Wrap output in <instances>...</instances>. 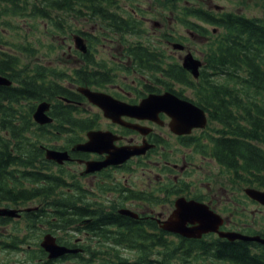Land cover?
<instances>
[{"label":"trees","instance_id":"16d2710c","mask_svg":"<svg viewBox=\"0 0 264 264\" xmlns=\"http://www.w3.org/2000/svg\"><path fill=\"white\" fill-rule=\"evenodd\" d=\"M153 2L181 10L185 25L213 36L198 79L192 78L179 63L163 62L161 68L171 67L166 75L195 87L194 100L208 110L211 119L220 122L221 128L209 134L206 143L212 155L236 180L264 187V17L216 11L203 4L189 5V0ZM117 7L118 0H0V16L26 12L58 25L55 16L60 17L63 12L97 19L104 35L110 30L136 32L138 22L131 16L118 14ZM198 19L215 25L217 31L197 23ZM22 46L30 50L27 45ZM15 49L19 51L18 47L12 50L0 47V73L13 80L11 85H0V204L38 200V207L25 211L30 231L34 227L42 229V223L47 222L52 232L65 231L70 235L69 229L78 230V223L92 217L87 227L104 242L66 257L81 261L101 257L99 264H264V244L260 242L210 236L204 242L189 240L186 245L176 244L167 231L163 230L160 237L158 226L150 219L111 213L102 202L88 196L79 178L67 172H62L63 176L48 173L46 169L52 161L46 158L43 146L52 144L53 139H62L65 131L73 133L63 136L65 146L70 145L81 139L80 132L73 130L75 127L92 126L90 118L77 117L79 93L66 86L62 77L105 86L110 82L109 69L89 51L82 53L85 64L68 75L65 68L56 65H30ZM132 53L146 65L154 51L141 45ZM215 76L224 79L217 80ZM44 98L53 101L51 114L55 121L38 124L32 113L37 102ZM58 239L68 244L72 241L61 235ZM120 246L136 247L139 256L133 259L123 256ZM109 249L115 252L104 257L110 254Z\"/></svg>","mask_w":264,"mask_h":264},{"label":"rangeland","instance_id":"374dc122","mask_svg":"<svg viewBox=\"0 0 264 264\" xmlns=\"http://www.w3.org/2000/svg\"><path fill=\"white\" fill-rule=\"evenodd\" d=\"M162 3V2H161ZM159 2H153V0H118L117 13L124 16L138 17L142 19L141 26H144L141 34H134L133 32L128 33H113L110 30V33L104 35L100 29V23L97 19L85 16H72L71 14H62L55 16L58 21L57 24H52L51 20H46L42 17L33 18L28 13H18V14H5L0 16V47L6 48L9 50L18 47L19 51L16 50L30 65L35 63H45L47 65H56L60 68H65L67 74H73L74 68L81 66L84 62L82 54L76 46L74 35L79 33L78 29L85 31L82 36L84 41L89 45V50L94 53L95 58L104 62L107 66L110 67V71L113 74L112 84L105 85L104 87H99L107 92H110V87L113 86H122V85H135L134 80L137 78L138 85L143 81L139 80L140 77L143 79H148L149 77L143 76L140 72L133 66H130V58L127 53H124L122 47L123 43L136 40H148L150 42H158L161 44L162 48L167 49L168 52L175 54H184L185 50H179L172 47L167 40H180L183 35L187 39L190 37V32L188 27L182 22L184 14L181 10L177 8H168L167 4ZM189 5L192 4H203L205 7L212 8L214 10H232L245 13L250 16H261L264 15V0H189ZM55 13V12H54ZM192 17V16H190ZM63 18V19H61ZM137 18V19H138ZM194 18V17H192ZM156 20V21H155ZM160 22V23H154ZM199 23H202L208 28H212L213 25L204 22L198 19ZM159 24V25H158ZM102 27V26H101ZM77 30V31H76ZM91 35V37L86 34ZM80 34V33H79ZM179 34L180 38H174L173 35ZM172 35V36H171ZM201 36L193 39L191 44L195 48V54L199 58H203L204 52L209 47V39H202ZM213 36L210 37V41ZM27 45L30 47V50H24V46ZM14 46V47H12ZM130 66V68H128ZM215 79L222 80L223 76H215ZM66 86L71 87L72 89L76 88L74 85L75 81L69 76L62 77L61 79ZM176 87L184 90L185 94L189 97L194 98L196 95L195 87L185 85H175ZM184 87V89H183ZM82 100V99H81ZM77 110L80 116H93V119H96L94 116L102 114L99 108L89 102L87 99L81 102ZM77 112V113H78ZM98 113V114H97ZM97 114V115H96ZM109 126V122L106 118L101 117V127ZM211 128L218 130L221 128V124L218 120L211 121ZM206 128V127H205ZM209 125L208 128L209 129ZM162 132L165 130V127H158ZM75 131V128L73 129ZM4 133V132H3ZM84 132H80V134ZM73 133L69 131L62 132V139H53L52 144L57 146H64L66 144L63 136H70ZM73 143V142H72ZM71 143V144H72ZM209 151L208 149L204 148ZM203 149V151H204ZM181 151L177 152L176 150H168L167 153H157V157L152 159H144L141 162L138 160H132L129 162V168L122 171V169H115L112 172L114 177L118 179H111L110 173H103L100 176H90L80 179L85 185L89 186L94 193L99 194V198L103 200L102 204L109 207L107 204L112 203L110 200L115 203L124 204L129 207L137 208V210H143L146 204H140L135 206L137 199H125L122 195L113 194L118 191L104 192L99 188L100 183H112L113 181L122 182L125 176H129L130 184L134 187H142L145 184L148 185L149 177L151 176L154 179V174L156 171H159V167L167 161L174 162L176 161V156L181 157ZM209 160L205 166H208L212 173L208 176H204V172L208 173L206 170L199 169L200 165H204L205 160ZM188 161L196 162L199 164L197 170L188 175L189 177L202 178L201 184L207 185L210 182V189L212 191H217V196L213 197V201L216 205H223L225 200L230 198L233 194L240 195V198L237 200L241 201L243 206L239 209L243 212H246L249 215L248 220H253L257 224V227L264 230V205H259L257 203L251 202L249 197L244 191L246 182L238 180L242 183L241 189L235 190V188H230L234 185L229 182V178L233 179V174L229 169L219 164L212 157H204L201 153L194 154L193 157H189ZM178 162H181L178 161ZM66 172L69 176H76V173L79 172L83 166L79 165L77 162H67L65 165ZM131 171V172H130ZM177 172V170H175ZM169 169H163L162 173H171L173 176H176V172ZM102 175V176H101ZM185 174H183L184 176ZM85 180V182L83 181ZM100 180V181H99ZM235 180V179H234ZM94 181H96L94 183ZM99 182V184H97ZM111 185V184H110ZM110 190H112L110 188ZM92 198H96V195H93ZM39 201H28L26 203H12L4 201L0 205H8L9 207H26V206H36ZM138 203V202H137ZM120 205V206H121ZM246 209L244 206H246ZM160 208L157 207L156 211H159ZM243 216V215H242ZM27 218L23 216L15 218L7 222L6 224H0V232L3 233L0 237H5L10 239L13 236V231L19 232L20 235L30 232V228L27 225ZM45 229L47 228L44 227ZM74 228V227H73ZM69 230L74 236L72 240L74 241L75 235L80 236L75 229ZM35 238L30 237V241L24 242L21 248L10 250L2 247L0 245V261L5 264H99L101 262V257H96L93 261H81L77 258H65L61 260H56L52 263L45 262V259L42 257L44 254L39 253L40 250V240L43 237V229L34 227ZM48 230H45V232ZM44 232V233H45ZM55 233V232H53ZM55 234L61 235L63 237L68 236L67 232L59 231ZM33 241V245L31 242ZM33 246V248L26 249L24 247ZM119 247V246H118ZM120 254L130 259L136 258L139 256V251L136 247H125L120 246ZM33 249V250H32ZM110 250V249H109ZM115 251L110 250V254H106L104 257L111 256ZM89 256V254H86ZM36 258V259H35Z\"/></svg>","mask_w":264,"mask_h":264},{"label":"flooded vegetation","instance_id":"af4514ba","mask_svg":"<svg viewBox=\"0 0 264 264\" xmlns=\"http://www.w3.org/2000/svg\"><path fill=\"white\" fill-rule=\"evenodd\" d=\"M135 21L138 22L137 30L139 32H142V29L144 26H141L142 19H138L136 17H133ZM192 21H194V18H191ZM156 21V20H155ZM154 23H160L155 22ZM159 25V24H158ZM136 29V28H135ZM188 31L190 32V37L187 39L183 35L182 38L179 41L183 42L185 44L186 51L195 52V48L191 44L192 40L197 38L198 36H201L200 40L202 41L203 37L204 39L208 40V36L206 34H202L199 32H196L190 28H188ZM136 34V33H134ZM140 34V33H139ZM172 36V35H171ZM175 38H180L179 34L173 35ZM175 40L169 39L167 42L169 44H172V42ZM122 44V47L124 49V53H127L130 60V66L135 67L141 75L149 77L148 79H143L140 77L139 80L143 81L140 82V85H138L137 78L134 80L135 85H122V86H113V88L110 87V94L114 97L128 101L132 104H137L141 102L144 98H146L150 94H157L159 92H163L166 90H171L178 96L182 98H189L184 90L176 87L175 85H185V83L180 82L176 80L174 77L168 76L165 73L171 71V67H168L167 69L163 70L161 68V65L163 62L170 63L173 65L178 64V60L180 63H182V59L184 57V54H179L175 56V54L170 53L167 51V49L162 48L161 44L154 41L150 42L148 40H136V41H130L127 43L120 42ZM141 45L144 46H150V48L154 51L152 55V59L145 65L144 62H141L138 58V56L134 55L132 51L135 50V48L140 47ZM182 50V49H179ZM82 54V53H81ZM92 56H94V53L91 51ZM156 58V60H153V58ZM164 58V60H162ZM204 63V61H203ZM205 64V63H204ZM130 66L128 68H130ZM109 69L110 73V82L113 81V74L110 71V67H107ZM107 84V85H108ZM95 86L97 85H91ZM184 89V87H183ZM79 100L76 101L77 105L81 103V99L85 97L82 95V93L78 94ZM83 101V99H82ZM97 106V105H96ZM98 107V106H97ZM99 108V107H98ZM100 110V108H99ZM101 111V110H100ZM151 111V110H150ZM102 112V111H101ZM152 112V111H151ZM97 115V114H96ZM156 116L153 117H142L138 115H131L127 113H120L119 120H114L113 118H109L104 116V114L98 115V117L94 116L96 119H93V116H87L91 119V127L88 129H82L81 127L78 129H75V131L84 132V136L82 137L81 141H84L88 138L87 131L90 129H104L110 131V136L113 137V142L115 146L120 145H129L132 147H136L139 144H143L146 146L147 144H150V146L147 148L146 151L142 152L140 155H132L129 159L119 162V163H110L106 167H102L101 169L86 172L84 169L86 167V161L87 160H102L108 156V153L103 151H82V150H76L72 151L71 149V156L72 158L69 160L70 162H77L79 165H82L83 168L76 173V178H87L90 176H100V174L108 173L110 178L118 179L117 177H114L112 175V172L115 169H122L124 171L125 169H128L129 162L132 160H138V162L143 161L144 159H152L153 157H157V153L165 152L167 153L168 150H176L177 152L181 151V157L178 158L176 156V161L174 162H165L159 167V171H156L154 174V179H152L151 176L149 177L148 185H144L142 187H134L130 184L129 176H125L122 182L113 181L112 183H100L99 188L104 192H110L111 191H118L113 194L122 195L125 199H137L135 202V206H138L140 204H146V206L143 208V210H137V208L129 207L124 204H119L118 202H114L110 200L112 203L109 207L104 206L107 210H109L111 213H114V211H117L118 214L127 215L130 217H134L136 219L145 220L150 219L152 222H154L157 226V232L159 233V236L161 237V234L164 231H167L169 233V237L171 241H175L176 244L181 243V245H186L189 240H198L199 242L208 241L210 239V236L213 237H226L228 239L233 240V238H230L226 235H222L221 232H227V231H236L241 232L244 234H254V233H260L264 236V230L257 227V223L253 220H248L249 215L246 212H243L239 209L238 206L242 207L243 204L241 201L237 200V198H240V195L233 194L230 196V198L226 199L223 205H216L213 201V197L217 196V191H212L210 189V182L207 185L201 184V180L204 176H208L210 173H212L211 169L208 166H205V164L209 160L204 161V165H200L199 169L206 170L208 173L204 172V175L202 178H195V177H189L194 173L195 170H197V166L199 164H196V162H190L188 161L189 157H193L195 152L201 153L204 157H212V159H215L219 164H221L210 151H207L204 149H201L198 146L197 141H193V138H195L194 135L200 136V132L198 133H191L188 132H179L172 128V122L174 120L173 116L170 115L167 111L158 109V111L155 114ZM80 118L81 116L78 115ZM101 117H104L109 122V126L107 127H101ZM189 120L188 122H190ZM187 122L182 123H175V128L180 129L182 127H185ZM133 125L141 126L143 129H139ZM158 127H165V130L162 132L158 129ZM195 132V131H194ZM206 142H208V139L206 138ZM55 147H61L54 145ZM46 146H43L44 153L46 155ZM209 147L207 146V149ZM47 159L52 161L51 165H48V169L46 171L48 173L54 172V174H62V172L66 173L65 165L67 161L64 163H58L54 159H50L46 156ZM181 162H178L180 161ZM222 165V164H221ZM224 167V165H222ZM169 169V170H177L176 176H173L171 173H162V170ZM226 170V167H224V171ZM131 172V171H130ZM68 173V172H67ZM125 173V171H124ZM232 173V172H231ZM183 174H185L183 176ZM102 176V175H101ZM229 178V182L234 183V185L230 188L241 189L242 183L238 180H234ZM85 182V180L83 179ZM100 181V180H99ZM241 181V180H240ZM96 181H94L95 183ZM83 183V182H82ZM111 184V185H110ZM83 186L85 187L88 196L92 198L93 195H96V198H92L95 201L103 202L98 196V193H94V191L87 185L83 183ZM110 188L112 190H110ZM245 188V187H244ZM248 196V195H247ZM251 200V202L261 204L259 201L251 198L248 196ZM185 199L186 201L195 200L202 204L208 205L210 209L214 210L217 214H219L222 218L221 224H219L218 229L213 230H206L203 231L199 235H187L183 234L179 231L169 229L165 226V220H169L173 217H175V210L178 208L177 201L180 199ZM138 202V203H137ZM121 205V206H120ZM262 205V204H261ZM1 206H8V205H1ZM38 207V205L36 206ZM159 207L160 210L156 211V208ZM247 205L244 206L246 209ZM21 213L19 216H11L7 214H1L0 213V224H6L12 219L19 218L24 215L25 216V209L23 207H20ZM128 208L134 212V214L123 212L121 209ZM243 215V216H242ZM27 218V217H26ZM93 220L92 217H86L83 219L78 225H80V228L76 230L78 234H81L80 236H76L74 238L73 243L70 242L71 246H79L80 251H84L85 248H94L100 246V243H103L104 240L93 230L89 229L87 227V224H89ZM28 222V220H27ZM205 220H202V218H195V219H188L186 220V226L188 227H195L201 224H204ZM47 228L45 229L44 227ZM264 229V226H262ZM42 229L43 234H45V230L49 229V224L47 222L42 223ZM255 231V232H254ZM45 232V233H44ZM13 236H11L10 239L5 237H0V245L2 247H5L6 249L15 250L18 248H21L22 244L24 242L30 241V237L32 235V238H35V230L32 229V231L28 233H24L20 235L19 232L13 231ZM3 233L0 232V236H2ZM74 236L72 233L70 234V237L72 238ZM43 237L40 240H43ZM109 239H107V242ZM110 242V241H109ZM33 241L31 242V245H33ZM110 244V243H109ZM108 244V245H109ZM24 247L26 249L33 248V246ZM33 250V249H32ZM44 256L42 257L45 259V262L51 263V258L48 254V252L45 250L42 251ZM36 259V258H35ZM2 261H0L1 263ZM4 263V262H3Z\"/></svg>","mask_w":264,"mask_h":264},{"label":"water","instance_id":"95a60500","mask_svg":"<svg viewBox=\"0 0 264 264\" xmlns=\"http://www.w3.org/2000/svg\"><path fill=\"white\" fill-rule=\"evenodd\" d=\"M77 46L86 50V44L83 42L81 35H76ZM175 47H183L181 43H174ZM200 61L196 59L192 53H187L184 59V65L190 69L196 76L199 73L198 66ZM12 80L0 73V85L11 84ZM78 89L85 93L90 101L98 104L104 110L105 115L112 117L114 120H119L120 113H127L131 115H138L142 117L156 116L158 109L167 111L173 116L172 128L179 132H188L194 125H204L207 122L205 111L202 107L198 106L194 102L188 99H183L173 92H165L162 94H150L144 98L140 103L132 104L123 100H119L108 92L101 90H95L88 86H79ZM51 107V102L43 100L37 106L34 117L40 123H46L53 120V116L47 111ZM152 112H151V111ZM194 117V118H192ZM197 117V118H196ZM192 120L188 122L190 119ZM196 118V119H195ZM187 122L185 127L180 129L175 128V123ZM139 129H143L141 126L133 125ZM89 139L84 142H78L73 146L77 150H95L100 152H108V156L102 160H87V171H94L107 166L110 163H119L127 160L131 155L144 151L139 148H128V146H115L112 144L113 137L110 136V131L101 129H92L88 131ZM46 155L49 158H54L59 162H63L65 159L70 158L68 150H62L58 148H48ZM246 191L264 203V190L247 187ZM178 208L175 210V217L165 220V226L169 229L179 231L187 235H199L203 231L215 230L218 228L219 223L222 222V218L219 214L210 209L208 205L202 204L195 200L186 201L180 199L177 201ZM123 212L134 214V212L128 208L121 209ZM1 214L18 215V209L0 207ZM202 218L205 220L204 224L188 227L186 226V220ZM222 235H226L230 238H245L256 239L264 242V237L261 235H246L236 231L221 232ZM41 244L49 251L50 257H57L67 252L76 251V248L69 247L58 243L57 238L52 233H47L42 240Z\"/></svg>","mask_w":264,"mask_h":264}]
</instances>
